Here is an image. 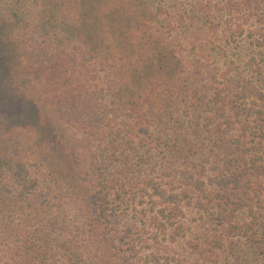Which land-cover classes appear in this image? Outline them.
<instances>
[{"label": "trees", "instance_id": "obj_1", "mask_svg": "<svg viewBox=\"0 0 264 264\" xmlns=\"http://www.w3.org/2000/svg\"><path fill=\"white\" fill-rule=\"evenodd\" d=\"M34 6L37 17L27 12L40 34L31 27L15 48L28 60L25 73L33 75L20 96L59 137L57 148L68 152L82 185L73 188L72 205L20 206L30 213L22 223L30 228L38 219L40 225L18 237L10 263L144 264L139 244L130 253L117 247L124 242L109 227L114 205L167 197L169 210L149 219L156 231L168 233L156 239L163 242L184 230L177 218L184 198L203 201L214 189L220 248L264 264V0H37ZM190 50L221 62L211 68L196 62L191 69ZM101 56L109 75L105 93L93 67ZM190 75L209 83L196 79L195 88ZM238 95L245 99L242 108L233 105ZM173 101L186 102V111ZM192 143L197 152L207 148L208 161L216 164L211 178ZM143 163L175 177L143 173ZM176 182L194 194L183 197L176 189L167 195Z\"/></svg>", "mask_w": 264, "mask_h": 264}, {"label": "rangeland", "instance_id": "obj_2", "mask_svg": "<svg viewBox=\"0 0 264 264\" xmlns=\"http://www.w3.org/2000/svg\"><path fill=\"white\" fill-rule=\"evenodd\" d=\"M36 2L37 0H0V50L4 53L0 55V264H13L10 263L9 258L11 246L18 240V237L25 238L31 235L35 231L34 226L36 228L40 225V221L37 219L36 225L33 224L34 226L30 227H33L31 230L28 227L30 224L22 223L30 213L27 208L22 209L20 206L35 202L40 205L50 204L48 206H56L59 203L72 205L75 203V197H77L75 194L77 192L73 191V188L77 184L82 185L80 182H76L74 173L70 170L68 152H63L59 147L57 148L59 137L52 132L53 130L41 113L39 116L37 112L32 111L29 108V103L27 106L22 99L23 97L20 96L22 95L21 91H25L26 84L24 81H31L33 75L25 73L24 68L27 67L28 60L23 51L22 59H20L19 51L15 48L16 46L20 47L24 43L23 41L30 37L29 29L31 27L35 28L37 34H40L37 24L31 16H28L27 12L30 10L37 17L40 8L34 6ZM52 34L58 37L62 33L55 26ZM10 40H13L14 43H11ZM188 54L185 59H189L188 63H190L191 69L197 64L196 62L208 68L221 62L216 60L212 63L215 58L213 56L209 61L201 59L203 56L194 54L193 50H190ZM194 58L202 63L195 61ZM96 59L97 62H93V67L97 73L99 86L105 93L109 75L103 66L105 64L103 57L101 56L102 60ZM184 68L188 69L187 67ZM184 77L188 76H181V78ZM190 77L193 85L196 79H199L201 83L204 80L205 83H209L206 78L201 80L195 75H190ZM262 87L264 89V84ZM210 95H213L211 91H209V97ZM184 99L187 103L190 101V98L184 97ZM113 101L115 104L117 103L116 100ZM173 102L181 111H186V102ZM244 103L245 99L239 95L233 101V105L237 108H242ZM190 111L186 112L187 116H189ZM177 118L183 123L187 122L184 116L179 115ZM57 128L61 133L66 130L61 125ZM191 148L196 154V143H192ZM197 156L200 161L203 160V156L206 158L204 173L211 178V175L217 172V168L216 164H210L208 161L210 157L207 148L204 147L198 151ZM62 158L64 159L60 161ZM160 163L161 161L155 160V165L159 168ZM153 166V164L143 163L141 171L151 175L166 171L169 173L166 181H172L175 177V174L170 173L172 171H162L158 167L151 168ZM182 174L181 178L185 179V173ZM34 182H38L39 185H34ZM176 184L179 186L173 190L169 191L168 188L167 195L174 194L172 191L177 189V194L186 197L188 191L185 189L187 188L183 189L186 185L185 182H176ZM83 187L89 188L88 184ZM82 192L79 194L82 195ZM158 193L156 191V194ZM156 194L153 193V195ZM192 194L194 193L191 190L187 195L190 197ZM210 194H204L203 201L184 198V202L181 204L184 208L183 212L177 214V218L183 219L181 222L184 230H177L175 234L178 237L171 236L163 242L156 241V239L163 238L168 233L163 229L156 231L149 219L157 212L162 214L169 210L166 207L170 201L167 197L160 199L156 196L154 203L149 205H145L146 200H140L138 206L134 202H127V206L124 205L123 207L114 205V213L111 214L113 221L109 227L118 235L117 237H122L124 242V246L119 244L117 247L123 249V253H130L136 244H139L137 252L145 258L147 257L144 264H251L246 260L235 259L238 251L234 252L231 248H220L221 224L218 220H221V216L215 214V207L213 209L214 202H216V200L214 201V189L212 195ZM171 201V203L176 202L173 199ZM5 204L6 206H3ZM52 212L54 213L53 209ZM71 212L72 210L68 216L71 215ZM233 217H236L235 214ZM18 225H22L24 231L21 232V236ZM139 233L142 234L143 240L138 241V243L135 235H139ZM239 250L244 251L245 248L240 245ZM145 258H143L144 261ZM135 259L137 260L133 257L134 261Z\"/></svg>", "mask_w": 264, "mask_h": 264}]
</instances>
